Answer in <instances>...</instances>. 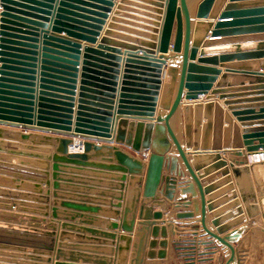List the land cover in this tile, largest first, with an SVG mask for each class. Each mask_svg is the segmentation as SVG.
Segmentation results:
<instances>
[{
  "label": "water",
  "instance_id": "water-1",
  "mask_svg": "<svg viewBox=\"0 0 264 264\" xmlns=\"http://www.w3.org/2000/svg\"><path fill=\"white\" fill-rule=\"evenodd\" d=\"M141 1L148 3L153 13L151 26L140 24V28L150 32H143V38H138L113 30L117 27L115 15L127 2L119 0L108 27L98 44L93 46L114 6V0H0V125L27 129L20 131L0 127V137L54 147L53 151L42 154L0 146V151L45 159L32 160L42 170L23 164H8L4 166L6 169L0 170L2 175L34 181L31 185L21 183V186H32L35 189L33 194L4 189H0V193L46 202L50 191L47 190V195L41 194L40 181L50 186V161L53 197L70 195L57 192L60 188H72L71 182L76 179L64 178L66 174L63 173L91 174L127 181L121 228L128 235L119 237L123 243L117 244L115 264H143L146 258H165L167 255V230L161 226L163 221L158 220L162 212L146 207L145 200L139 206V199L142 195L154 204L159 203L157 193L162 184H165V197L173 198L174 180L163 175L166 165L174 169V158L168 152L173 146L191 179L179 182L181 195L190 192L194 199L175 202L176 205L192 203L194 214L179 211L175 216H199L202 230L226 249L227 257L223 264H230L236 261L231 242L239 241L243 227L220 234L243 221L242 207L233 191L230 198L233 200L229 205L237 207L236 214L230 212L219 217V211H213L215 231L206 226L205 194L212 186L204 187L200 175L195 172L202 163L203 154L200 151L191 152L193 167L188 160L187 150L197 151L199 144L200 150L216 152L235 143L237 150L232 153L246 157L236 165L231 164L245 209L249 216L260 213L264 218V186H260L258 197L253 186V180L259 184L254 168L264 165V161L249 163L247 158L250 153L264 152V73L252 68L253 63L259 69L264 68V0H199L194 13L196 36L193 43L187 0ZM173 29L175 33L170 46ZM201 29L210 31V37H225L233 40L231 43L234 44L211 52L210 56H203L202 50L197 57L199 38L196 33ZM243 36L255 38L256 41L247 45L235 44L234 40ZM81 40L85 43L82 44ZM213 41L205 40L204 46H210ZM176 58L181 60L180 68L174 64ZM167 59L171 61L166 68L170 80L162 82L163 65ZM219 63H240L225 65L226 71L252 75L258 81L212 88L217 75L221 73L215 66ZM178 74L176 93L172 97ZM252 90L254 93L250 92L245 97L229 94ZM209 91L206 99L215 93L221 99L227 98L224 104L227 109L233 110L232 115L243 127L242 133L239 125L231 121L218 102L199 100L200 94ZM183 97L195 101L181 105ZM255 107H258V111H255ZM179 109L183 122V142L170 124ZM203 115L206 118L204 122L201 120ZM224 122L227 124L224 125ZM251 126L254 129H248ZM71 137H79L77 142L82 144V151H69V144L73 143ZM119 145H124L139 156L130 154ZM91 152L95 155L105 153L103 161L91 160ZM211 157L218 159L216 165H226L218 154L204 158ZM29 162L23 161L25 164ZM223 172L226 173L227 169ZM227 179L229 176L224 180ZM3 180L6 183L12 181ZM62 180L64 185H61ZM139 185H143V191ZM194 186L197 187L201 203L200 211L196 205ZM228 187L232 189L233 185ZM77 198L91 199L90 196ZM251 198L252 203L249 202ZM100 202L107 207L88 206L71 200H54L53 204L60 203L65 209L77 211L108 213L116 218L117 210L109 207H120V204L113 205L103 198ZM138 206V220L135 221ZM207 207L212 209L211 205ZM52 211L53 215L63 214L55 205ZM150 214L152 217H149ZM227 217L236 218L221 224ZM84 218L96 220L91 216ZM106 223L108 227H117L116 222ZM135 223L139 227L135 228ZM90 231L104 237L95 241L112 243L108 238L114 237L113 233ZM188 243L186 248L191 252L195 242L189 240ZM179 245L175 243L174 247H181ZM193 253H187L186 259H192L190 255Z\"/></svg>",
  "mask_w": 264,
  "mask_h": 264
},
{
  "label": "crops",
  "instance_id": "crops-1",
  "mask_svg": "<svg viewBox=\"0 0 264 264\" xmlns=\"http://www.w3.org/2000/svg\"><path fill=\"white\" fill-rule=\"evenodd\" d=\"M190 12H191V22H192V32H191V43L194 42L195 33H194V13L196 10V6L199 0H187ZM119 0H114V6L111 9V12L108 13V17L105 19V23L103 24L102 29L100 30V35L97 37V41L93 43V46H96L99 42V38L103 35L104 30L108 27L109 22L114 14V11L117 10V4ZM1 9V8H0ZM119 13L115 15L114 22L117 24V27L113 30L115 32L125 34L127 36H135L138 38H143L141 35L143 32H150L148 29L140 28V24L145 26H151L150 20L152 19V10L148 3L143 2L141 0H127L126 3H123V6L118 9ZM214 19L213 21H215ZM175 29H173L171 34L170 46L173 41ZM64 34V33H61ZM196 34H198V42H197V57L201 55L202 50L204 51L203 56H210L211 52L219 50L221 48H226L232 46L231 39L225 37H210V31H206L205 29L199 30ZM116 38V37H113ZM224 38V39H219ZM215 40L211 42L210 46H204L205 40ZM255 38L249 37H239V39H235V44H251L255 42ZM82 44L85 41H80ZM40 44V43H39ZM122 50H124L122 48ZM171 61L167 59V63L163 65V73H162V82H167L170 80V75L166 73V68ZM196 62V60H195ZM253 62V61H251ZM174 64L177 68H180L181 60L180 58H176L174 60ZM240 63H219L215 65L217 68L221 70L213 82V87L217 86L225 87V86H237L240 84H248L250 82H256V79L252 75H248L241 72H233L226 71L225 65H236ZM253 69L259 70V72L264 73V68L259 69L256 63H253ZM261 67V66H260ZM180 70V69H179ZM179 74L177 75V81L175 84V89L173 92V96L176 93V87L178 82ZM79 79V77H78ZM78 85V83H77ZM162 89V88H161ZM78 91V90H77ZM254 93V91H237L234 93V96H246V94ZM256 92V91H255ZM161 93V92H160ZM210 91L208 93L200 94L199 100L218 102L224 111L229 115L231 121L237 123L239 125L240 131L242 133L243 127L240 125V122L236 119L235 115H232L233 110L227 109V105L224 104V100L227 98H219V94L215 93L211 98L206 99L209 96ZM228 94V93H227ZM252 96V95H249ZM235 97L231 98L234 99ZM243 98V97H241ZM77 94L75 95L74 104H76ZM195 100H186L184 97L182 98L181 105L184 102H194ZM159 108V105H157ZM75 109V107H74ZM255 111H258V107H255ZM137 120V119H135ZM202 122L206 120L204 115L201 117ZM171 127L175 131L177 137L181 142H183V122H182V114L181 109L179 112L173 116L170 120ZM227 123L224 122V125ZM0 127L25 131L27 129L22 127H10L7 125H0ZM248 129H254L253 126ZM231 135V134H230ZM73 139V143L69 144L70 152H80L75 148L77 144V140L79 137H71ZM98 142V141H95ZM256 142V141H255ZM116 145L115 143H111ZM195 144V143H194ZM197 144V143H196ZM73 145V149H72ZM0 146L6 149H23L27 151H34L42 154L49 153L51 150H54L52 146H41V145H33L30 141H26V143L18 141L13 138H5L0 137ZM199 149L197 151H192L188 149L187 157L190 163L192 162V154L191 152H198L203 154V156H214V154H218V156L226 162V165H216L218 159L215 157L204 158L202 159V163L198 165V169H195V172L200 175V180L202 185L212 186L211 190L205 194L206 201V217L205 223L206 226L215 231V226L212 224V212L219 211V217L225 216L226 214L232 212L236 214L237 207H230V203L233 199L231 198V193L235 191L236 198L239 200V206L242 207L243 213V221L238 223L237 225L232 226L227 229V231L221 233L220 235L228 234L233 230L243 227V231L239 237V241L231 242L232 246L235 249V258L236 261H233L230 264H264V218L260 213L256 215L249 216L245 209L244 201L241 197L240 191L237 186L235 175L232 171L231 164H238L240 160H246V157L236 155L233 150H237L235 143H231V147H223L219 151H211V150H200V145L197 144ZM120 148L126 150L130 154L137 155L131 149L125 147L124 145H119ZM82 151V150H81ZM203 151H207V153H202ZM209 151V152H208ZM169 154L174 158L173 165L174 169L171 170L169 166H165L163 168V175L167 178L174 180V188L173 190V198L167 199L165 197V184H162L161 189L157 193V200L159 203L154 204L153 201L147 200L140 195L139 206L142 203V200H145V206L150 207L152 211H161L162 217L158 219L159 222L163 223L161 226H165L167 230V255L165 258H153V259H145L143 264H191L186 261V254L191 253L193 251H188L186 246H188V241L193 240L196 242L194 245L196 260L193 264H223V261L227 257V251L217 244L215 239L209 238V236L202 230L201 223L199 221V216H191L185 218H176L175 214L179 211H190L193 213V204L190 203L188 205L180 204L176 205L177 201H192L194 200L191 193L187 192L181 195L179 189V182H183L186 180H191L189 174L179 156L176 155L175 148L171 146L168 151ZM105 154V153H104ZM104 154L95 155L94 152L90 154V158L93 161H103L102 158L105 157ZM25 159V160H23ZM30 161L25 164L23 161ZM32 160H45L43 158L29 157V156H21L15 153L0 151V161H9L11 163L19 162V164H23L30 168L40 169V167L34 163ZM220 160V159H219ZM49 167V181L50 186H47L44 181H40V186L42 189L41 194H46L47 190L50 193L47 195V201L34 200L30 198L19 197L18 195H10L0 193V220H6V222L12 221L16 226H21L26 229H22L23 233L13 232L15 234H22L23 245L15 246L13 245V250H11V254L16 256H25L24 259H11L13 260L12 264H115V254L117 244H122L123 241L119 240L121 235H128L127 231H123L121 228V221L123 217V208L125 204L126 197V186L127 181H119L117 179L105 178V177H97L94 175H82V174H66L64 178L71 177L76 178L71 182L72 188H60L58 189V193H69L70 195L64 197H53V186L51 183L53 182L51 178L52 170L50 161ZM193 167L195 165L191 163ZM264 165H259L254 168V174H258V170L260 167ZM259 167V169H258ZM6 169L4 166L0 165V170ZM227 169V172L224 173L223 170ZM88 170H103L97 168H88ZM110 172V171H108ZM91 173V172H89ZM117 174L116 172H113ZM252 175V173H251ZM227 176L229 179L224 180ZM257 176V175H256ZM3 179H7L8 181L12 180L11 183H6ZM259 184L254 183V190L259 196L260 186H264L263 178H258ZM24 184H34V181L25 180L21 177H12L5 176L0 174V189L10 190L13 192H24L28 194H33L32 192L35 190L32 186H21V183ZM61 185H64V181ZM121 184V185H120ZM230 184L233 185L231 189ZM141 191H143V185H139ZM197 195L196 205L197 209L201 210V203L199 200V195L197 191V187L194 186ZM35 192V191H34ZM117 194V195H116ZM77 196L87 197L90 196L89 200H81V198H77ZM103 198L105 200H110L113 205L120 204V207H109L114 210H117L118 214L116 218L113 215L103 212H85V211H77L71 208L65 209L61 207V204H53V201L61 202L62 200H71L72 202H81L86 203L88 206H103L100 202V199ZM249 202L252 203L253 199H249ZM56 206L59 210L63 211V214H55L53 215V206ZM211 205L212 209H209L207 206ZM139 206L137 209V214L135 216V221L138 220ZM151 213V211H150ZM71 215V216H70ZM19 216H23L22 219ZM84 216H91L96 220L91 221L84 218ZM149 217H152L150 214ZM236 217H227L224 218L221 224H226L231 222ZM15 222V223H14ZM106 222H116L117 227L111 228L108 227ZM7 223V224H10ZM54 225V226H53ZM139 227L137 223H135V228ZM19 229L17 227H12ZM11 228V229H12ZM34 230V231H33ZM90 230H100L104 232L113 233L114 237L108 238L110 242L108 244H102L95 240L103 239L100 234H96L91 232ZM195 230V231H194ZM193 232H196V235H193ZM14 234V235H15ZM13 235V234H12ZM133 237V235H132ZM150 237V233H148V238ZM97 238V239H96ZM160 239V237H158ZM52 241L49 244V241ZM175 243H179L181 247H174ZM11 248V247H10ZM109 248V250L107 249ZM159 247H157L158 249ZM241 248V249H240ZM108 250V251H107ZM147 250V249H146ZM113 253V255H112ZM0 264H4L0 262Z\"/></svg>",
  "mask_w": 264,
  "mask_h": 264
},
{
  "label": "rangeland",
  "instance_id": "rangeland-1",
  "mask_svg": "<svg viewBox=\"0 0 264 264\" xmlns=\"http://www.w3.org/2000/svg\"><path fill=\"white\" fill-rule=\"evenodd\" d=\"M25 160V159H23ZM8 164L11 165H18L19 162L16 163H11L9 161H0V165L7 167ZM6 176V175H5ZM23 216H19V218L22 219ZM11 223H13L12 221H10ZM10 222H6V220H0V262H3L4 264H12L15 263L12 261H10L11 259H25V256H16L14 254H11V250H13V245L15 246H22L23 245V240L24 238L22 237V234H18V235H14L13 232H18V233H23L24 229L21 226H16L14 224H11ZM10 223V224H7ZM15 223V222H14ZM12 227H17L19 229L16 228H12ZM12 228V229H11ZM23 229V230H22ZM34 231V230H33ZM13 234V235H12ZM103 244V243H102ZM196 244V242L194 243V245ZM11 247V248H10ZM195 251V248L193 249ZM190 255V254H188ZM191 257H193L192 259H187L186 261L192 260L191 264L195 263L196 260V253L194 252L192 255H190Z\"/></svg>",
  "mask_w": 264,
  "mask_h": 264
},
{
  "label": "bare ground",
  "instance_id": "bare-ground-1",
  "mask_svg": "<svg viewBox=\"0 0 264 264\" xmlns=\"http://www.w3.org/2000/svg\"><path fill=\"white\" fill-rule=\"evenodd\" d=\"M76 143L77 144L75 145V148L78 149L77 151H81L82 150V144H80L78 142H76ZM72 149H73V145H72ZM247 158H248L249 163H251L254 161V159H258L259 156L257 153H250V154H248ZM260 162H262V160H260ZM258 169H259V167H258ZM258 172H259L258 174L256 173L257 177L263 178V180H264V166L260 167Z\"/></svg>",
  "mask_w": 264,
  "mask_h": 264
},
{
  "label": "built area",
  "instance_id": "built-area-1",
  "mask_svg": "<svg viewBox=\"0 0 264 264\" xmlns=\"http://www.w3.org/2000/svg\"><path fill=\"white\" fill-rule=\"evenodd\" d=\"M257 154H258L259 158L254 159V161H260V160L264 161V152H259Z\"/></svg>",
  "mask_w": 264,
  "mask_h": 264
}]
</instances>
